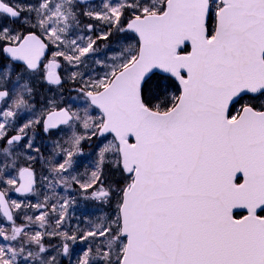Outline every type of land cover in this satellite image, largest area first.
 <instances>
[{
	"label": "snow or ice",
	"instance_id": "snow-or-ice-1",
	"mask_svg": "<svg viewBox=\"0 0 264 264\" xmlns=\"http://www.w3.org/2000/svg\"><path fill=\"white\" fill-rule=\"evenodd\" d=\"M0 264H264V0H0Z\"/></svg>",
	"mask_w": 264,
	"mask_h": 264
},
{
	"label": "flooded vegetation",
	"instance_id": "flooded-vegetation-1",
	"mask_svg": "<svg viewBox=\"0 0 264 264\" xmlns=\"http://www.w3.org/2000/svg\"><path fill=\"white\" fill-rule=\"evenodd\" d=\"M65 92H68L67 89L65 90ZM63 134L59 135V136H54V139H62ZM111 138V137H110ZM47 143V141H46ZM83 153L84 155L82 157H77L78 160H82L84 161L83 164H81L80 166H78L77 171L81 170L80 173H83L85 170V167L87 165V163L91 164L93 159H94V154H93V146H90L89 142L85 141L83 144ZM87 161V162H85ZM91 162V163H90ZM79 172V171H78ZM238 178L240 180V182H242L243 178L242 175L238 174ZM57 191L60 194H65L63 189H57ZM68 195H75L77 197V205L76 207L73 208V213H71L72 218L75 217V219H71L69 221L70 225H76L79 223V226H83L86 227V223H85V219H80V214L81 212H85L89 211L86 210V207H88L89 209L95 210L97 208V205H95L93 202L91 201H84L82 199L79 198V193L77 192H73V193H69ZM13 198H19L16 194H13ZM244 210L242 209H236L234 210V212H237V215L239 214V212H242ZM88 218L87 219H91L92 215H93V211H89L88 213ZM79 216V218H77Z\"/></svg>",
	"mask_w": 264,
	"mask_h": 264
},
{
	"label": "rangeland",
	"instance_id": "rangeland-1",
	"mask_svg": "<svg viewBox=\"0 0 264 264\" xmlns=\"http://www.w3.org/2000/svg\"><path fill=\"white\" fill-rule=\"evenodd\" d=\"M65 95H68V92H65ZM71 95H73V96H75V93L73 92V93H71ZM83 103V101H77V104H82ZM93 114H95V113H93ZM85 162H87V161H85ZM91 163V162H90ZM88 165H90L89 163H87V165L86 166H88ZM79 172H81V170H78ZM85 171V170H84ZM98 207V206H97ZM86 210H89V211H93V214L94 213H96V209L95 210H92V209H89L88 207H86ZM89 211H86V213L84 212V214H83V216H86V215H88L87 213L89 212ZM71 213H73V209H71ZM93 218H91V219H95V214H94V216H92ZM83 228V227H82Z\"/></svg>",
	"mask_w": 264,
	"mask_h": 264
},
{
	"label": "trees",
	"instance_id": "trees-1",
	"mask_svg": "<svg viewBox=\"0 0 264 264\" xmlns=\"http://www.w3.org/2000/svg\"><path fill=\"white\" fill-rule=\"evenodd\" d=\"M86 247H87L86 244H77V245L75 246V251H76L77 255L81 254V253H82V250H85ZM74 258H75V257H74Z\"/></svg>",
	"mask_w": 264,
	"mask_h": 264
},
{
	"label": "water",
	"instance_id": "water-1",
	"mask_svg": "<svg viewBox=\"0 0 264 264\" xmlns=\"http://www.w3.org/2000/svg\"><path fill=\"white\" fill-rule=\"evenodd\" d=\"M189 49H190V45H189Z\"/></svg>",
	"mask_w": 264,
	"mask_h": 264
}]
</instances>
